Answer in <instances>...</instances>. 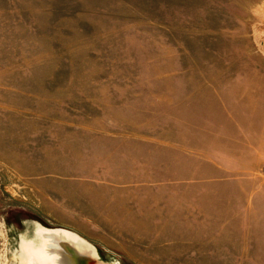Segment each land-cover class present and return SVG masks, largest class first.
Here are the masks:
<instances>
[{
	"label": "rangeland",
	"instance_id": "obj_1",
	"mask_svg": "<svg viewBox=\"0 0 264 264\" xmlns=\"http://www.w3.org/2000/svg\"><path fill=\"white\" fill-rule=\"evenodd\" d=\"M34 222L264 264V0H0V260Z\"/></svg>",
	"mask_w": 264,
	"mask_h": 264
},
{
	"label": "bare ground",
	"instance_id": "obj_2",
	"mask_svg": "<svg viewBox=\"0 0 264 264\" xmlns=\"http://www.w3.org/2000/svg\"><path fill=\"white\" fill-rule=\"evenodd\" d=\"M31 232V237H20L17 250L26 254L29 258H35L39 264H71L63 252L57 251V247H62L68 242L75 245L78 250L95 258V264H110L98 257L96 248L91 242L68 228L47 227L35 223L31 228ZM18 258L23 259L24 257L20 256Z\"/></svg>",
	"mask_w": 264,
	"mask_h": 264
},
{
	"label": "water",
	"instance_id": "obj_3",
	"mask_svg": "<svg viewBox=\"0 0 264 264\" xmlns=\"http://www.w3.org/2000/svg\"><path fill=\"white\" fill-rule=\"evenodd\" d=\"M62 245V243H61ZM58 252H63L67 258L70 260L71 264H82V261L86 257H90L88 253H84L81 250H78L75 245L72 243L68 242L65 243V245H62V247H57ZM61 250V251H60Z\"/></svg>",
	"mask_w": 264,
	"mask_h": 264
},
{
	"label": "clouds",
	"instance_id": "obj_4",
	"mask_svg": "<svg viewBox=\"0 0 264 264\" xmlns=\"http://www.w3.org/2000/svg\"><path fill=\"white\" fill-rule=\"evenodd\" d=\"M8 256H11V251L7 253ZM17 256H23V259H17L16 261L8 260L7 262L0 260V264H39V262L35 258H29L26 254L17 252Z\"/></svg>",
	"mask_w": 264,
	"mask_h": 264
}]
</instances>
